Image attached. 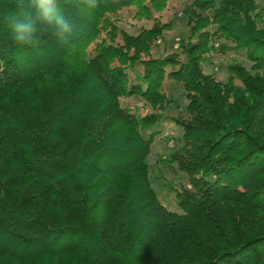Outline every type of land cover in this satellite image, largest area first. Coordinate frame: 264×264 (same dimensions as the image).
Returning a JSON list of instances; mask_svg holds the SVG:
<instances>
[{
	"label": "trees",
	"instance_id": "16d2710c",
	"mask_svg": "<svg viewBox=\"0 0 264 264\" xmlns=\"http://www.w3.org/2000/svg\"><path fill=\"white\" fill-rule=\"evenodd\" d=\"M170 1L57 0L70 43L21 48L4 17L34 9L0 0V264H264V16L193 0L187 38L155 54ZM127 10L152 26L126 33ZM241 50L249 69L205 73ZM158 143L174 153L151 164Z\"/></svg>",
	"mask_w": 264,
	"mask_h": 264
},
{
	"label": "rangeland",
	"instance_id": "374dc122",
	"mask_svg": "<svg viewBox=\"0 0 264 264\" xmlns=\"http://www.w3.org/2000/svg\"><path fill=\"white\" fill-rule=\"evenodd\" d=\"M193 0H171L169 8L161 14L160 16L163 22L171 23L173 29L167 32L163 38L158 42L157 47L154 49V53H169L172 50L176 49L179 41L186 39L189 30L186 25V20L184 16L185 9L192 3ZM261 12L264 16V0H257ZM118 26L130 35H137L143 29H149L152 26L151 21H139L135 19V13L133 10H127L120 13ZM223 41H217L216 45L222 44ZM234 64H241L245 68L249 69L252 65L251 60L248 57L246 50L233 51L228 53H220L213 51L208 56L206 62L204 63V71L207 74H210L217 78L220 81L225 82L229 76L228 68ZM164 136L176 135L177 129L175 125L171 122H164ZM173 151L168 149L164 144H156L153 150V156L150 158L151 164L155 163L157 157L162 155L165 158H169L173 155ZM166 178L170 181H174L176 177L166 172ZM176 186V184L174 183ZM157 189L159 190V196L162 197L164 203L173 209V204L171 199H167L166 195L161 192L160 187L156 184Z\"/></svg>",
	"mask_w": 264,
	"mask_h": 264
},
{
	"label": "clouds",
	"instance_id": "9594fccd",
	"mask_svg": "<svg viewBox=\"0 0 264 264\" xmlns=\"http://www.w3.org/2000/svg\"><path fill=\"white\" fill-rule=\"evenodd\" d=\"M30 3L34 11L4 17V22L10 28L13 43L21 48H36L41 44L42 34L51 30L58 42L67 46L73 26L60 13L57 0H30ZM76 7L81 10L95 9L98 7V0H78Z\"/></svg>",
	"mask_w": 264,
	"mask_h": 264
}]
</instances>
